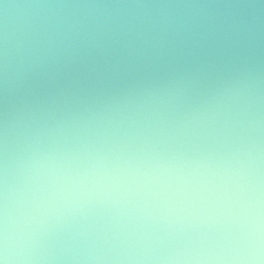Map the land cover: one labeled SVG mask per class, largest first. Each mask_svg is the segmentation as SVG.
Segmentation results:
<instances>
[{
    "label": "clouds",
    "instance_id": "clouds-1",
    "mask_svg": "<svg viewBox=\"0 0 264 264\" xmlns=\"http://www.w3.org/2000/svg\"><path fill=\"white\" fill-rule=\"evenodd\" d=\"M0 264H264V0H0Z\"/></svg>",
    "mask_w": 264,
    "mask_h": 264
}]
</instances>
